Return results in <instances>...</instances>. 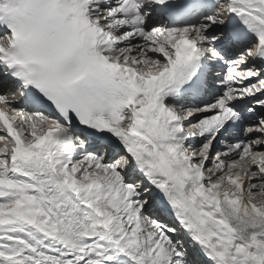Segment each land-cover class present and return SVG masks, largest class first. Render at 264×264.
I'll return each instance as SVG.
<instances>
[{
	"label": "snow or ice",
	"instance_id": "6c2138e0",
	"mask_svg": "<svg viewBox=\"0 0 264 264\" xmlns=\"http://www.w3.org/2000/svg\"><path fill=\"white\" fill-rule=\"evenodd\" d=\"M0 264H264V0H0Z\"/></svg>",
	"mask_w": 264,
	"mask_h": 264
}]
</instances>
